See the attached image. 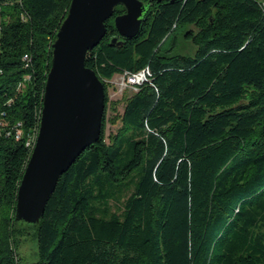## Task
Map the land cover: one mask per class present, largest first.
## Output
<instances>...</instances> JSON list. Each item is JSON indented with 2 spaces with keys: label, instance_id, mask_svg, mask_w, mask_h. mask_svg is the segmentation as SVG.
I'll return each mask as SVG.
<instances>
[{
  "label": "trees",
  "instance_id": "16d2710c",
  "mask_svg": "<svg viewBox=\"0 0 264 264\" xmlns=\"http://www.w3.org/2000/svg\"><path fill=\"white\" fill-rule=\"evenodd\" d=\"M70 4L0 0V264H17L18 189ZM125 11L87 53L106 89L101 135L33 225L36 264H264V0H152L130 38L114 21ZM177 30L193 54L174 53ZM147 66L107 135L108 81Z\"/></svg>",
  "mask_w": 264,
  "mask_h": 264
},
{
  "label": "water",
  "instance_id": "95a60500",
  "mask_svg": "<svg viewBox=\"0 0 264 264\" xmlns=\"http://www.w3.org/2000/svg\"><path fill=\"white\" fill-rule=\"evenodd\" d=\"M151 1L71 0L52 44L38 137L17 194L18 224L40 222L61 176L100 138L106 89L96 71L86 66L87 53L105 37L116 6L126 9L114 17L116 28L130 38L138 33Z\"/></svg>",
  "mask_w": 264,
  "mask_h": 264
},
{
  "label": "rangeland",
  "instance_id": "374dc122",
  "mask_svg": "<svg viewBox=\"0 0 264 264\" xmlns=\"http://www.w3.org/2000/svg\"><path fill=\"white\" fill-rule=\"evenodd\" d=\"M177 44L174 53L193 54L195 46L190 39H187L182 30L176 32ZM122 77L116 74L110 81H108L107 94L109 98L107 110V128L106 133L116 132L120 126V122L112 123L111 119L123 111L125 100L131 96L136 88L123 86L121 84ZM118 114V115H117ZM22 227H15L11 224V249L14 253L17 264H36L38 261L37 238L35 228L33 225L22 223Z\"/></svg>",
  "mask_w": 264,
  "mask_h": 264
},
{
  "label": "built area",
  "instance_id": "2783aa9c",
  "mask_svg": "<svg viewBox=\"0 0 264 264\" xmlns=\"http://www.w3.org/2000/svg\"><path fill=\"white\" fill-rule=\"evenodd\" d=\"M22 59H23L25 68H30L31 67V61H32L31 56L28 53H25L23 55ZM149 75H150V69L148 66L137 71V72L125 71L124 73L120 74V76L122 77L121 84L125 87L129 86L132 88H136V90H137L138 86L141 85L142 83H144L148 79ZM29 78H30V76H29ZM37 137H38V133H37V135L33 136V140H30V141H32V146H35Z\"/></svg>",
  "mask_w": 264,
  "mask_h": 264
}]
</instances>
